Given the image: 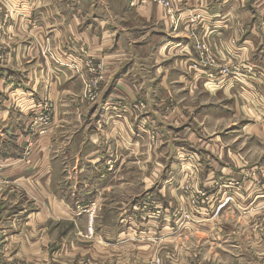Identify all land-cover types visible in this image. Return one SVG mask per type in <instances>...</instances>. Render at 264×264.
Wrapping results in <instances>:
<instances>
[{
    "label": "crops",
    "instance_id": "obj_1",
    "mask_svg": "<svg viewBox=\"0 0 264 264\" xmlns=\"http://www.w3.org/2000/svg\"><path fill=\"white\" fill-rule=\"evenodd\" d=\"M177 1L181 6L177 23L174 14L170 15L158 1L130 10L129 14L153 30V40L137 47L150 49L143 61L135 59L123 64L121 57L130 50L122 47L124 35L108 20L113 18L112 12L94 13V5H87L90 11L83 15L81 2L72 5V0L69 4L62 0H0L4 8L0 21L13 5L17 9L11 14L9 28L4 30L0 25V41L7 49V55L0 57V208L10 211L6 225L1 227L4 246L0 248V264H121V250L129 249L126 243L137 240H144L140 241V252L149 254L155 245L153 233L163 237L160 244L166 245L180 237L187 238L189 230L182 229L179 238L174 235V229L183 224L174 212L190 210L197 186L206 201L197 205L204 214L198 217L192 233L229 258V262L222 264H255L245 259L246 243L253 244L257 260L264 259V212H254L251 206L264 203L260 197L264 190V165H251L258 168H252L254 174L250 175L233 164L227 146H222L225 135L214 132L209 140V135L195 132L194 125L186 122L188 108L184 107L188 98L194 97L192 91L205 94L210 103L195 106L196 114L209 115L215 122H236L242 118V134L264 143V42L254 24L247 21L254 18V10L245 0ZM198 42L211 48L209 54L197 49ZM205 55L211 62H204ZM90 58L106 65L102 79L107 83L104 82L102 98L129 110L123 113L121 109L127 115L109 123H103L107 118L105 110L95 123L88 126L86 122L85 142L81 143L75 131L81 130L79 127L85 121L79 118L76 100H81L84 93L81 78L90 75L86 66ZM55 61H67L78 71L63 69ZM40 66L47 68L44 80L35 69ZM235 66L239 70L237 77H221L219 68L233 70ZM176 85L184 90H175ZM61 97L70 101V110H65L72 121L62 127L53 126L56 128L48 135L51 138L54 133L55 138L58 129L69 130L65 136L70 141V150L65 154L68 158L61 162L75 167L63 171L68 180L59 184L58 189H51L52 180L61 177L49 156L52 142H47L46 136L38 142L42 152L36 164L41 169L30 170L24 164V156L29 149L26 141L31 137L29 124L40 112L34 104L51 102L59 120ZM71 100L75 105H71ZM216 101L224 102V107H217ZM139 102L142 104L134 106L136 113L132 105ZM145 146L150 151L147 156L143 154ZM123 153L140 154L145 156L143 162L156 164L144 175L140 186L144 196L148 192L150 195L135 203L132 216L123 222H105L90 236L97 217L92 216L91 220L87 212L97 210L93 204L96 193L103 200L111 197L105 191H110V184L117 179L116 170L125 158ZM157 184H162L160 193L166 190L165 203L159 198H154L157 203L149 202V196L157 194L153 191ZM221 193L225 195L217 198ZM29 196L37 202H30ZM227 198L231 201L224 204L222 213H232L241 225L254 230L251 234H230L232 223L218 224L219 219L207 217L218 201ZM23 200L27 203L23 204ZM79 204L89 205L81 211ZM150 205H154V212L163 211L160 218L147 212ZM54 217L60 223H74L75 232L55 234V229V235H51L49 223ZM84 237L92 241L94 250L79 246L86 241ZM166 259L159 254L152 264H168Z\"/></svg>",
    "mask_w": 264,
    "mask_h": 264
},
{
    "label": "rangeland",
    "instance_id": "obj_2",
    "mask_svg": "<svg viewBox=\"0 0 264 264\" xmlns=\"http://www.w3.org/2000/svg\"><path fill=\"white\" fill-rule=\"evenodd\" d=\"M77 1L81 2V12H89L90 7H87V5H94V13L97 12L100 14L101 12H112L114 14L113 18L108 19L109 21L113 22L119 30H121V34L124 35L125 39L121 42L122 47H128L130 52H126V56L121 57V62L123 64L129 62H134L135 59L137 60H142L143 56L144 59L146 58V53H149V47H146L145 49L137 50V47L143 43H146L147 40H153V30L148 29L147 25L144 23V21H140L139 19H135L133 15L129 14L130 10L137 9L140 6H145L146 4H157L156 1L163 3V6L165 9H167L168 13L170 15L174 14V22L177 23L179 22L178 15L180 14L181 6L177 0H72V5H74ZM67 3L69 4V0H62V3ZM19 3V2H18ZM20 4V3H19ZM17 4V7L19 6ZM144 4V5H143ZM173 4V5H172ZM244 4V2L242 3ZM245 4L249 7H252L254 10L253 12V17H250L247 21L248 24H254V28L259 34H262L263 42H264V0H245ZM3 4L0 2V11L3 13ZM15 5H13V9L10 8L6 13L3 15V19L0 21L1 29L4 28L6 30L9 28L11 24V14L15 13ZM12 11V12H11ZM173 13V14H172ZM28 20V19H26ZM31 20V19H29ZM32 24L35 25L36 21L31 20ZM176 25L174 26V29ZM160 29L161 27L158 26ZM249 29L250 28H247ZM244 32V36L247 33V30ZM151 32V33H150ZM174 32V30H173ZM240 34V32H239ZM130 46H129V44ZM202 46L203 52L209 54V50L211 48L207 46V44H203L201 42H198L197 45ZM262 46V43L259 44V47ZM7 49L6 45L3 44L0 41V57L3 59L7 55ZM152 53V52H151ZM159 60L163 59L166 61V58H160L158 57ZM204 62L209 63L211 62V58H207V55L204 57ZM85 58L83 59V61ZM148 60V58H147ZM89 62H86L87 71L90 72V75L87 76V79L81 78L82 81V86L84 93L82 95L81 100H76L77 105H78V111H79V118L85 123L81 130L75 131V133H79L80 141L81 143L85 142V134H86V125L88 126L91 125V123L96 122L97 116H100L101 112L105 110L107 118H104L103 123H109L114 120V118H120L123 117V115L127 114H122V112H127L129 109L126 106L125 108L121 105L120 107L115 104L108 103L106 98H102L101 92L107 83L105 79H102V75L104 74L106 69V65L102 63V61H97V59H92L88 60ZM143 61V60H142ZM148 64L150 61H147ZM57 66L64 67L63 69L67 68H73L76 71L78 69L72 66L70 67V63L66 62H59L55 61L54 62ZM85 63V62H84ZM70 64V65H69ZM155 64V61L152 63V65ZM172 66V65H170ZM159 67H164L163 65H159ZM193 67H196L194 64ZM237 69V66L234 67ZM35 69H38V74L44 80L45 77V72L47 68L43 67H36ZM233 69V70H235ZM231 70V71H233ZM237 77V75H234ZM106 81V82H105ZM109 81V80H108ZM105 82V84H104ZM104 84V85H102ZM175 90H184V89H179L180 87L176 85ZM190 90V89H189ZM47 92V91H45ZM191 94L194 97H189L187 100V103H184V107L188 108L187 113L188 115L186 116V119L189 124H193L195 128V132H200L204 133L205 136H208L209 140H212V137L215 136L213 135L214 132L216 133H221L222 135H225L223 138L222 146H227L226 150L228 151V155L230 159L233 161V164L237 165L240 167L242 170L245 172L248 171V174H252L253 169L252 168H258V167H252L251 165L254 166V164H263L264 165V143L260 142L259 140L255 139V137L252 136H247L242 134V128H241V123H242V118L238 119L237 124L233 125L236 123L234 120H229V119H223L222 121L215 122L212 119H209V115L203 116L201 114L200 116L196 114L194 107L197 106L199 103L203 104L202 106H206L204 103H210L205 94L200 95V92L198 91H192ZM200 96L199 99L196 98ZM202 96L204 98H202ZM61 101H59V106H60V111L61 113H58L59 120H57V115L54 110L53 105L51 102L46 101L45 104L40 105V104H34V107L36 110H40V112L33 118L32 122L29 124V130L31 133V137L29 138V141H26L27 147L29 148L28 151L26 152L24 159L26 166L30 168V170H33L34 168L38 167V164H36V160L38 158V154L42 152V147L41 143L39 144L38 142L41 140V137L46 136L47 142H52V147L49 149V156L51 160L55 161V170H57L58 173H61V177H58L52 181L50 184L51 189H58L59 184H63L66 180V175L63 176L62 173L63 171H71L74 167L75 164H67L66 162H61V160H64L66 157V153L68 150H70V141L66 135L69 134V130H61L58 129L56 136L54 138V133L51 134V138H49V132L51 129H55L56 127L53 126H59L62 127L63 125H66L67 123H70L72 120L70 119V116L68 112H66V107L69 108L70 110V101L65 99L64 97L60 98ZM74 100H71V105H75L72 103ZM142 104L141 102L135 103L132 105V109L134 112H137V109L134 106H138ZM214 104L219 107L223 108L224 107V102L222 101H216ZM121 109L123 110L121 112ZM225 111V110H224ZM70 112V111H69ZM113 113V114H112ZM138 115V114H137ZM227 117H232L229 115H226ZM208 118V119H205ZM252 118V117H248ZM62 119V120H60ZM122 120V119H121ZM87 122V124H86ZM72 134V133H71ZM215 134V133H214ZM234 137V139H232ZM54 138V140H53ZM155 139V138H154ZM232 139V140H231ZM159 140V139H158ZM83 141V142H82ZM54 142V143H53ZM144 155H149L150 151L149 148L145 146L144 149ZM41 151V152H40ZM125 154V158L121 163L119 164L117 170H116V181L113 184H110V191H105L107 194H110V198L107 197L106 199L103 200L102 196L98 195L97 193L94 196L93 204L97 206V210H88V214L90 215V219L97 217L96 224L94 225L93 232L89 234L92 236L94 234V231L96 233V229L100 228V226L105 224V222L109 224H113L114 222L117 223L119 219L123 222L125 218L127 219L129 216H132V209L133 206H136V202H140L144 200V197L150 195V192L147 193V195L144 196L143 192L144 190L140 188V186H143L142 184V179L144 175L151 170V168L156 165L154 163L150 162H143V158L145 156H140L139 155H127ZM37 156V157H36ZM140 159V161H138ZM240 164V166H239ZM165 166V164H163ZM42 166H39L38 169H41ZM37 169V170H38ZM166 174V173H165ZM254 174V172H253ZM60 175V174H59ZM167 175V174H166ZM162 174H160V177ZM114 179V178H113ZM164 179V178H163ZM162 179V181H164ZM74 180V179H73ZM179 179L176 181L178 182ZM70 182V181H68ZM159 182V180H158ZM162 184H157L153 191H156L157 194L149 196V202H158L154 198H159L163 201V203L166 202V190L164 192L160 193V190H162ZM197 190H195V195L191 199V208L187 212H181L177 211L174 212V216L179 217L183 221V224L181 227H178V229H174L173 233L174 235L177 236V238L180 237L181 230L183 229L184 231L189 230L188 236L185 239H180L171 242V243H161L160 241L162 240L163 237H160L158 234H154V239L155 242H153L154 249L149 253H141V249H139L140 241L144 242V240H137L139 242H129L126 244H129L130 247L127 249L126 247L121 250V264H138V263H144V264H152L154 260L156 259L157 255L164 254L165 257L167 258L166 261H168V264H182V262L190 264H222V263H227L229 262V258H226L225 256L219 254L216 252L217 250H214L216 248L205 244L202 242L200 239H198L192 231L194 230L193 227L197 225V219L200 215H203L204 213H201L198 211L197 205L199 203H204L205 197L203 191L200 189L199 186H197ZM188 189V188H186ZM115 192V195H112L111 193ZM152 192V191H151ZM186 192V190H185ZM153 193V192H152ZM85 195V194H84ZM223 193L217 198H222ZM228 197L230 195L228 194ZM30 202H35L34 196H29ZM73 199L70 198L68 201L70 202ZM219 199V200H220ZM15 200V199H14ZM18 200V199H17ZM217 200V199H216ZM233 201V200H232ZM37 202V200H36ZM35 202V203H36ZM27 203L26 200H23V204ZM146 203V202H144ZM235 204V199L232 202ZM31 204V203H30ZM121 204V205H120ZM224 204H229L225 199L222 201H218V204L216 207H212V212L208 215L207 217L211 216L212 218L215 217L219 219L218 224L221 223H227L228 225H231L232 227L230 228V234H236V235H241L245 236L248 234H251L254 230H248L247 226L241 225L236 217L233 218L231 215L232 213H228L230 215L223 214V210H221L224 206ZM79 209L81 211L86 210L85 208L87 205L79 204ZM164 205V204H163ZM147 206V205H146ZM253 207L254 212H264V205L255 203L254 205H251ZM119 208H126L127 211L122 212L121 210L119 211ZM147 208V212H154L153 208L154 205H150ZM5 209V208H4ZM164 210V209H163ZM245 211H248L245 209ZM10 211H6L0 208V236H2V226L6 225L8 221V216ZM153 216L157 215L161 216V210H158L154 212ZM120 214H122L120 216ZM94 218V219H95ZM55 220L52 221V223H49L51 226L50 231L51 235H55L57 231H59L63 235H71L73 232H75V228H73L74 223H60L59 220H56L57 218L54 217ZM88 219V218H87ZM176 220V219H175ZM237 221V222H233ZM185 223H187L186 228L184 227ZM125 224V223H124ZM88 225V224H87ZM126 226V224H125ZM188 227V228H187ZM49 228V226H48ZM127 228V226H126ZM56 229V231H55ZM53 230L55 231V234H53ZM134 230V229H133ZM228 231V230H227ZM88 232V231H86ZM79 233V232H77ZM147 233H149L147 231ZM139 234V233H137ZM135 234V235H137ZM185 237V236H184ZM2 238L0 237V248L4 246L2 244ZM53 238V236H51ZM83 238V237H82ZM139 239V238H138ZM83 240H86L82 243H78L79 246L82 249H88V250H94L93 245L91 244V240L87 239L84 237ZM89 241V244H88ZM87 247V248H85ZM78 250V249H77ZM243 254L245 256V259L249 262H254L255 264H264V259L262 260H257V251L254 250L253 244H248L246 243L245 246L243 247ZM98 254V253H97ZM157 254V255H156ZM96 257H94L93 260L96 261ZM184 257V258H183ZM153 258V259H151ZM150 259V260H149ZM184 259V261H182ZM149 260V261H148ZM159 261L155 262V264H158ZM113 264H116L115 261H113Z\"/></svg>",
    "mask_w": 264,
    "mask_h": 264
},
{
    "label": "built area",
    "instance_id": "obj_3",
    "mask_svg": "<svg viewBox=\"0 0 264 264\" xmlns=\"http://www.w3.org/2000/svg\"><path fill=\"white\" fill-rule=\"evenodd\" d=\"M197 49L199 51H203L202 50V46L199 44L197 45ZM220 69V74H221V77H228L230 75H238V69H235L234 72H232L229 68H219ZM260 197H262L264 199V190H262L261 194H260ZM227 203H229L231 201V198H227L226 199ZM264 205V203H263Z\"/></svg>",
    "mask_w": 264,
    "mask_h": 264
},
{
    "label": "bare ground",
    "instance_id": "obj_4",
    "mask_svg": "<svg viewBox=\"0 0 264 264\" xmlns=\"http://www.w3.org/2000/svg\"><path fill=\"white\" fill-rule=\"evenodd\" d=\"M91 220H92V218H91Z\"/></svg>",
    "mask_w": 264,
    "mask_h": 264
}]
</instances>
